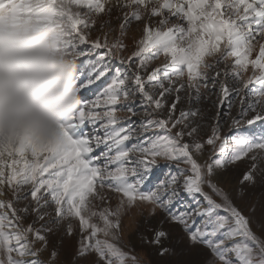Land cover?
Returning a JSON list of instances; mask_svg holds the SVG:
<instances>
[{
  "label": "snow or ice",
  "instance_id": "1",
  "mask_svg": "<svg viewBox=\"0 0 264 264\" xmlns=\"http://www.w3.org/2000/svg\"><path fill=\"white\" fill-rule=\"evenodd\" d=\"M6 16L34 20L59 34L74 57L79 99L61 119L55 139L26 136L0 143V196L5 188L12 194L0 200V264H141L131 245L125 250L121 234L133 208L144 216L140 205L151 206L149 216L157 209L167 213L150 236L139 234L160 257L174 254L165 243L170 232L163 225L169 223L181 229L177 243L202 254L184 264H234L231 257L236 264H264V239L250 226L259 214L258 226L264 229V0H0V19ZM133 24L143 26L142 35L133 37L134 50L125 57ZM97 28L102 36L93 39ZM161 56L163 63L150 68ZM114 61L124 67L113 71ZM249 69L251 76L241 75ZM108 75L111 82L95 100L84 97ZM209 83L219 85L218 109L232 92L240 97L237 114L229 110L223 118L230 119V129L244 127V134L222 136L219 111L204 139L199 138L204 119L199 108L173 118L181 92L199 101ZM137 97L145 107L139 131L124 123L137 116L131 106ZM86 123L91 132L83 129ZM153 130L165 134L144 136ZM136 137L143 139L131 143ZM206 148L212 154L201 163L198 157ZM245 159L250 165L235 189L222 187L221 174ZM159 161L190 173L183 176V189L198 194L206 206L171 210L179 195L176 175L141 190ZM21 201L27 202L18 207ZM30 214L35 220L25 225ZM196 217L202 225L194 228ZM37 220L43 222L39 228ZM129 222L138 231L139 221ZM236 237L243 240L229 246ZM73 240L67 251L66 243Z\"/></svg>",
  "mask_w": 264,
  "mask_h": 264
},
{
  "label": "rangeland",
  "instance_id": "2",
  "mask_svg": "<svg viewBox=\"0 0 264 264\" xmlns=\"http://www.w3.org/2000/svg\"><path fill=\"white\" fill-rule=\"evenodd\" d=\"M113 28L118 30V22L115 19V14H113ZM142 25H135L133 24L131 27L127 30V37H126V43L128 44L127 49L122 53L125 57L131 54V52L134 50V43H133V37L139 38L142 35ZM116 32H113L110 34L115 35ZM97 36H102V32L97 28L96 30L91 32V37L95 39ZM95 57L93 56V59ZM164 57L161 56L159 59L153 61V63L150 65L151 67H155L158 64L163 63ZM114 67H121L123 68V65H120L118 61H114ZM150 70V69H149ZM245 78L252 75V70L249 69L247 72H244L241 74ZM223 78V77H222ZM111 82V76L108 75L105 78H102L101 81H98L96 85L90 86V89L88 91H85L83 93L84 97L87 99L95 100L96 96L102 93L103 89L107 87V84ZM228 83L230 87H234V83L231 77L228 78ZM252 87H257V85L253 84ZM203 92L202 98L197 101L194 97L189 98V94L187 91L180 93V101L176 105L175 112L173 114V118L179 117V114L181 111H188V110H194L199 108L201 112L203 113L204 119L200 120L199 123L201 124V130L199 133V138L204 139L207 135L211 134V128L214 121V117L217 115V112L219 111L222 119H221V135L222 136H228L229 138L233 136H240L244 134L245 128L242 127L240 129L232 128L230 129V119L223 118L225 113H228L229 110H231V114L235 116L240 108V97L235 93L232 92L228 98H225L223 104H220L219 109L217 108V105L219 104V85L217 84L215 88H213L212 84L209 83L207 91H205L203 88L201 89ZM175 93L167 97L165 108L163 109V117L167 118L168 115V107H170L171 103L175 99ZM241 95H244V93H241ZM131 106L134 108V110L137 112V116L133 117L130 120L125 121V126L127 124H131L134 128L139 131L140 125L142 123V120L144 119L143 113L145 111V107L140 104L139 97H137L131 104ZM100 110V109H96ZM149 111H151L149 109ZM125 113H121V115H124ZM98 127V125H97ZM83 129L85 131L91 132L93 130V126L89 124H85L83 126ZM258 130V129H257ZM175 131V130H174ZM164 135L163 130H153L151 132L145 133L144 136H154V135ZM102 135V133H101ZM140 139H143V137H136L133 138L131 143H138ZM130 146V145H129ZM101 149H96V152L98 153L101 151ZM212 154L211 149L205 150L203 156L198 157V160L201 163H204L207 160V157ZM250 165V160H242L238 162L234 166H230L228 171L226 173L221 174L222 179L219 181L222 187L228 188L232 187L235 189L237 185V181L241 178L242 173L247 170V168ZM185 167V165L181 164V168ZM190 173L184 172L181 173L180 169L177 168L175 163H168L165 161H159L157 165L153 166L152 171L148 174V179L145 181L144 185L141 186V190L148 191L156 188V186L160 183V181H166L169 179L172 175H176L179 177L180 182L176 186V190L179 193L178 197L174 199L173 203L170 205L171 210L174 212H192L193 209L199 207L206 206V202L203 200L202 197H200L198 194L195 196L187 193L183 189V176L189 175ZM207 191V189H205ZM257 194L259 190H256ZM215 198V197H214ZM12 199L11 192L5 188V194L0 196V200H10ZM30 199V196L28 197ZM166 199V197H165ZM197 201H199V205L197 204ZM27 201H21L17 206L23 207L24 204ZM116 202L115 196L112 197L111 203L114 204ZM237 204H240V201H236ZM139 207H142L144 209V216L140 217L138 214V209L133 208L131 211V214L129 216H125L123 219V223L121 226V234L123 237V246L125 247V250H129L128 246H132V250L134 251V254L138 257L141 264H184L186 261H198L201 259V252L196 249H189L187 246V243H177L176 237L181 234V229L178 226L170 225L169 223H165L163 226L166 230L170 232V239L166 241V246H169L173 248L174 254L169 257H160L157 253L158 250L151 246L150 244L146 242H142L140 239L139 234H143L145 236H150L151 230L160 226L161 220H166L167 213L164 212L161 209H157L154 216H149V209L151 206L149 205H140ZM219 214L224 215L225 213L223 210H219ZM245 215H248L247 210L244 212ZM132 217H135L139 221V229L137 231V228L135 225L131 224L129 221ZM259 214H257L256 217L253 218L250 226L252 230L259 235L262 239H264V229H260L259 224ZM35 220V217L33 215H28L25 220L24 224L27 225L28 223H32ZM41 221H35L34 227L39 228L41 226ZM202 225V218L196 217L195 218V224L194 228L196 226ZM54 239V238H50ZM243 240V237H236L234 238V241H228L229 246L233 242H240ZM74 244V240L72 243H66L65 247L67 251H71V248ZM38 246V245H37ZM48 255V252H44L41 256L42 259L46 258ZM62 258L67 259V254H65ZM234 260V264H236L234 257H231Z\"/></svg>",
  "mask_w": 264,
  "mask_h": 264
},
{
  "label": "clouds",
  "instance_id": "3",
  "mask_svg": "<svg viewBox=\"0 0 264 264\" xmlns=\"http://www.w3.org/2000/svg\"><path fill=\"white\" fill-rule=\"evenodd\" d=\"M73 68L57 32L34 20L0 19V143L55 139L79 99Z\"/></svg>",
  "mask_w": 264,
  "mask_h": 264
}]
</instances>
